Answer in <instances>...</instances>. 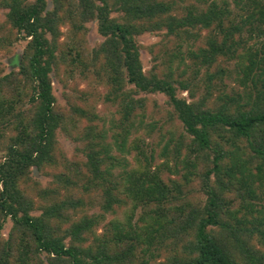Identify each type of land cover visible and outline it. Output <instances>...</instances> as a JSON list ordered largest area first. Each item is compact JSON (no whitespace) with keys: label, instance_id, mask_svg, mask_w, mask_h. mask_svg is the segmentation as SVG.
I'll return each mask as SVG.
<instances>
[{"label":"trees","instance_id":"1","mask_svg":"<svg viewBox=\"0 0 264 264\" xmlns=\"http://www.w3.org/2000/svg\"><path fill=\"white\" fill-rule=\"evenodd\" d=\"M0 6L9 23L1 50L26 42L11 70L0 66V127L12 132L0 145V264H264V44L255 40L264 34V0ZM90 21L104 37L93 50ZM145 32L162 34L149 46V70L137 39ZM62 70L113 88L106 97L120 118L109 129L72 83L58 104L53 79ZM232 78L239 88L229 87ZM141 93L165 95L183 127L162 154L179 153L190 136L185 182L165 178L156 149L131 139L144 123ZM59 132L77 143L74 158L61 151ZM35 166L51 176L46 185L33 178ZM96 206L101 213L78 216Z\"/></svg>","mask_w":264,"mask_h":264},{"label":"rangeland","instance_id":"2","mask_svg":"<svg viewBox=\"0 0 264 264\" xmlns=\"http://www.w3.org/2000/svg\"><path fill=\"white\" fill-rule=\"evenodd\" d=\"M234 8V4H232ZM7 9L0 6V40L4 35H7L9 32V23L7 21ZM87 43L90 50H93L98 44L103 42L104 37L100 34L98 30V25L96 21L87 22ZM63 37L65 39L70 33L68 25L62 26ZM162 38L160 32H145L137 37L139 44L141 45V60L145 70H149L154 65V55L151 52L149 46L155 43H158ZM257 40V45L261 46V43L264 44V34H259L255 37ZM252 42V41H251ZM26 42L21 40L17 42L13 48L1 50L0 48V66L4 68V71L7 72L13 68L10 58L14 57L17 54H21L23 48L25 47ZM66 76H69L65 70L61 71V74L54 76L53 79V88L54 94L56 95L57 102L61 106L66 104V98L64 91H66L68 84L79 87L80 90H83L88 93L89 101L93 105V110L98 114L99 120L98 125L100 127L108 128L110 127L112 120H118L120 118L119 106L113 101L107 99L106 95L112 91V87L105 83V80L96 81L92 77L81 76L76 74L74 79H67ZM229 87L239 88L238 82L232 78L229 81ZM132 87L130 85L127 86ZM181 96L189 98L188 91H180ZM140 97L144 96L146 98V105L143 109L145 113L144 123L139 126L138 132H134L131 136V139H134L136 136H140L145 145L146 150L151 152V148L156 149L154 164L159 167L162 175L165 178H175L181 182H185L184 173L187 171L185 167V162L188 160L191 153L189 142L191 141L190 136L185 135L186 140L183 138L182 143L180 144L179 153L171 154H162L161 149L163 145L167 143L168 140H171L170 136L172 131H175L177 138L179 134L182 133L183 127L179 120L171 116L168 113L170 107L167 103V97L161 93H141ZM142 113V112H141ZM139 116V115H138ZM137 116V117H138ZM139 120V117L137 118ZM137 120V122H138ZM155 123L154 126H148L149 123ZM12 135V132L6 130L5 128L0 127V145ZM58 141L60 143L61 151L69 158H74L77 154V143L67 138L66 135L59 132ZM174 142L171 141L170 145L173 146ZM2 152L0 150V157ZM132 154L128 155L129 160L131 159ZM182 160V161H180ZM131 162V161H130ZM132 163V162H131ZM32 176L35 180L40 181L43 185H46L51 179L50 175L44 174L39 171L35 166L32 168ZM199 179H194L192 182L193 185L198 187ZM102 210L96 206L94 208H85L84 210H79L78 216H81L84 213L93 214L101 213ZM112 213H106L104 220L99 222V225L96 227V232H102L107 225L108 221L111 219ZM12 227V221L9 219L5 224L4 235H8Z\"/></svg>","mask_w":264,"mask_h":264}]
</instances>
